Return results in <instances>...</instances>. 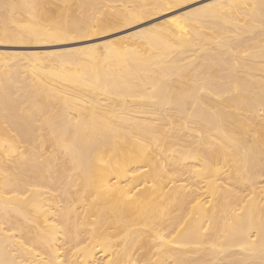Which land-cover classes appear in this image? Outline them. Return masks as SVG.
Returning a JSON list of instances; mask_svg holds the SVG:
<instances>
[{"label":"bare ground","instance_id":"bare-ground-1","mask_svg":"<svg viewBox=\"0 0 264 264\" xmlns=\"http://www.w3.org/2000/svg\"><path fill=\"white\" fill-rule=\"evenodd\" d=\"M137 1L105 14L177 0ZM214 3L101 52L0 56V264H264V0ZM51 14L0 0V37L79 27Z\"/></svg>","mask_w":264,"mask_h":264},{"label":"rangeland","instance_id":"rangeland-1","mask_svg":"<svg viewBox=\"0 0 264 264\" xmlns=\"http://www.w3.org/2000/svg\"><path fill=\"white\" fill-rule=\"evenodd\" d=\"M214 1L217 0L171 1L155 8L144 9L141 7L138 9L139 13L135 16L118 19L105 14V11L112 8V6H117L120 9H131L138 5V1L102 0L93 6H84L79 0H42L43 7L50 14L52 13L51 15L58 18L68 14L73 15L79 20V27L75 31L69 30L65 35L56 37H0V56L15 57V60L24 63L33 56L46 57L51 55L50 53L53 55L75 56L89 48L101 52L109 43L114 46H122L125 43L138 41L141 35L151 30L170 27L176 17L183 19L202 13L204 8L214 5ZM246 7V5H240V9ZM14 15L16 16V13ZM238 19L242 21L243 17L239 16ZM95 20H102L104 25L102 27L96 25ZM236 32L234 31L232 34ZM240 33L245 36L250 35V32L246 33V30ZM200 55L201 52L198 51L188 52V57L191 59H197ZM170 106L171 104L166 105V107ZM218 182L225 186L224 182ZM241 188L239 189L241 190ZM202 191L203 194L198 198L200 201H204L208 195L204 192V189ZM247 193V190L243 191V194Z\"/></svg>","mask_w":264,"mask_h":264}]
</instances>
